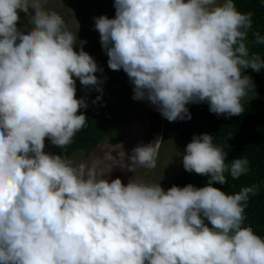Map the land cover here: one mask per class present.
I'll use <instances>...</instances> for the list:
<instances>
[{
    "label": "clouds",
    "instance_id": "9594fccd",
    "mask_svg": "<svg viewBox=\"0 0 264 264\" xmlns=\"http://www.w3.org/2000/svg\"><path fill=\"white\" fill-rule=\"evenodd\" d=\"M48 3L0 0V264H264V237L244 223L255 186L234 194L214 186L227 183L225 173L239 179L249 161L227 164L211 134L194 136L183 153L184 169L207 175V184L167 191L109 180L95 163L45 151L46 138L65 149L86 126L76 78L103 91L102 69L83 47L75 50L76 35ZM114 7L115 17H96L95 28L134 100L149 101L170 122L190 119V103L207 101L217 115L244 111L255 85L243 70L264 68L250 49L264 45L251 12L235 0H114ZM132 153L130 171L156 167L152 143Z\"/></svg>",
    "mask_w": 264,
    "mask_h": 264
},
{
    "label": "rangeland",
    "instance_id": "374dc122",
    "mask_svg": "<svg viewBox=\"0 0 264 264\" xmlns=\"http://www.w3.org/2000/svg\"><path fill=\"white\" fill-rule=\"evenodd\" d=\"M65 20V27L76 35L75 50L81 47L91 54L98 64L96 75L102 86V93L95 86L85 87L76 78L77 98L91 99L106 105L121 115L118 128L105 137L93 150H77L66 158L74 164L97 165V172L109 180L120 177L127 184L131 179L145 183H160L167 191L169 182L183 163V145L176 121L167 120L147 100H134V86L123 69L113 71L108 66V56L102 47L100 33L95 28V18L107 15L115 17L114 0H49L46 5ZM18 26L23 29L28 23L20 13ZM101 97L96 100V97ZM115 139V142L112 140ZM152 143L156 148V167L149 169L137 165L129 170L132 150L140 144ZM47 144L46 150L56 148Z\"/></svg>",
    "mask_w": 264,
    "mask_h": 264
},
{
    "label": "trees",
    "instance_id": "16d2710c",
    "mask_svg": "<svg viewBox=\"0 0 264 264\" xmlns=\"http://www.w3.org/2000/svg\"><path fill=\"white\" fill-rule=\"evenodd\" d=\"M237 8L242 12L253 14V29L264 35V0H235ZM249 39H252L250 32ZM252 52H259L264 57V45H250ZM244 75L252 78L255 88L242 99L244 111L240 115H217L209 110L207 101L190 103L188 105L191 118L177 119L179 135L185 151L186 146L196 135L208 133L213 136V143L226 152V163L231 164L233 159L246 157L249 161L248 172L239 179L227 176V183H215L214 186L223 191L234 194L243 187L255 186V194H250L245 207V225L251 226L254 231L264 237V68L259 72L244 69ZM87 108L79 111L87 116L86 126L73 138V142L61 149L59 146L46 152L61 154L64 157L77 150H93L105 137L118 128L121 115L111 111L106 105L87 99ZM231 134V139H228ZM227 140V143H226ZM115 142V139L112 140ZM53 145L49 138L45 139V146ZM209 177L188 172L183 163L179 171L169 182L168 188L173 185L180 187L193 184L203 187Z\"/></svg>",
    "mask_w": 264,
    "mask_h": 264
}]
</instances>
